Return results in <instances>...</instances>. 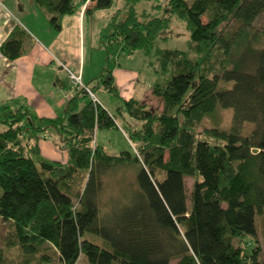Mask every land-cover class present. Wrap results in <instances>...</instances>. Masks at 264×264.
<instances>
[{
  "label": "trees",
  "instance_id": "1",
  "mask_svg": "<svg viewBox=\"0 0 264 264\" xmlns=\"http://www.w3.org/2000/svg\"><path fill=\"white\" fill-rule=\"evenodd\" d=\"M36 1L57 31L66 14L86 5L92 15L114 3ZM139 1L124 0L101 43H121L130 53L155 49L162 110L123 98L111 112L84 90L56 117L0 102V224L8 228L0 264H79L83 256L89 264H264V26H255L264 0H153L164 13L148 12L146 20ZM175 18L190 30L188 49L159 46ZM19 35L14 30L1 46L8 58L23 54ZM87 84L121 97L109 64ZM217 105L233 109L231 127L199 130ZM122 119L134 149L110 153L97 143V129H117ZM246 123L253 127L245 133ZM51 128L68 147L66 162L41 154ZM129 168L133 179L122 186L133 196L104 206L103 177ZM187 176L194 178L190 191ZM78 178H85L82 190L75 189ZM9 247L18 249L17 259H9Z\"/></svg>",
  "mask_w": 264,
  "mask_h": 264
},
{
  "label": "rangeland",
  "instance_id": "2",
  "mask_svg": "<svg viewBox=\"0 0 264 264\" xmlns=\"http://www.w3.org/2000/svg\"><path fill=\"white\" fill-rule=\"evenodd\" d=\"M164 3V0H161ZM14 3L19 2L21 7H30L27 8L22 13L19 12V17L22 22L30 29L32 33L37 35L46 41L47 37H51L52 34L46 32V28L51 25L50 18L47 17L44 19L46 13L40 8L36 0H14ZM11 6V1H7ZM124 0H114L113 5L108 9H98L94 11L92 15L88 13L85 15V38H84V62L85 73L84 81L89 83L97 75L100 74L102 69L109 64L113 69L117 80L118 86L121 93V97L116 96L112 92H109L104 89H97L96 94L98 95L103 106L107 107L111 112H117L118 106L123 103V97H136L139 100L146 102L155 110L163 109V102L160 97L154 93V85L159 78V60L155 53V49H152L149 52L144 50H136L134 53H130L128 49H124L121 43H114L110 46L109 49L101 43V30L104 26L111 20L113 15L117 12L120 6H123ZM156 3L153 0H140L136 4V9L139 13L141 19H144V16L149 12L150 17L155 15H163V9L153 7ZM13 7V6H11ZM15 8H18V5H14ZM34 10V11H33ZM30 11V12H29ZM33 11V12H32ZM68 14L73 15L80 13ZM123 16V13L120 14V17ZM18 17V16H17ZM147 18V19H148ZM45 20V21H44ZM146 20V19H144ZM63 21V19H62ZM37 22V23H36ZM43 22H46V26L43 31L40 30ZM50 25H48V23ZM37 24V26L35 25ZM52 26V25H51ZM50 26V27H51ZM255 26L261 30L264 26V13H262L255 22ZM54 35H58L61 32L51 27ZM67 32V31H66ZM166 36L168 38L162 39L159 43L160 47H171V48H189L190 40V30L188 29L186 22L175 18L172 23V28L166 31ZM72 37V33L70 32ZM76 42V37L71 38ZM67 50V49H66ZM192 55H195L192 53ZM109 57V59H108ZM62 63V62H61ZM69 67H73L68 61L63 62ZM62 65V64H61ZM56 68V67H54ZM74 68V67H73ZM77 71V68H74ZM55 70V69H54ZM64 79H69L68 73L64 67L61 69ZM53 72V71H52ZM81 72V71H80ZM92 84V82H91ZM232 86V82H229L228 86ZM92 98V97H91ZM90 96L82 97L79 100V105L82 106L84 103L90 101ZM94 101V100H93ZM16 104H19V101H13ZM63 112V109L61 113ZM60 113V114H61ZM121 122L124 119L120 120ZM135 123V121H133ZM233 122V109L232 108H223L219 105L215 108L212 113L203 115L199 123V130H204L206 126L218 125L222 128L229 129ZM124 124V122H122ZM128 125V123H125ZM137 124V122H136ZM139 125V123H138ZM129 126V125H128ZM130 127V126H129ZM139 127V126H137ZM252 123H246L243 127V131L249 132L252 129ZM50 130V129H49ZM54 128H51L50 131L44 133V137L48 136L47 133H50L48 137L50 140L55 142L57 146V151L60 154L61 159L65 160L68 153V147L62 142L60 135L55 137ZM96 141L99 144L105 145L110 153H121L123 150H133L134 146L132 141L129 139L127 133L122 129H109V128H99L96 132ZM137 146V144H135ZM130 169V168H129ZM115 174H110L104 176V188L101 191V203L104 206L109 205L112 201L114 205H117L119 200H124L125 197H132L134 191H130L128 186H122L125 182L132 178L131 169L124 170L118 169ZM113 173V172H112ZM84 179L78 178L76 183V190H82L84 188ZM188 190L190 191L194 183V178L192 176H187L185 178ZM2 190L0 189V195ZM78 200L77 198H75ZM108 203V204H107ZM189 203H190V193H189ZM106 209V208H105ZM259 233L261 239L264 241V220L259 218L258 220ZM8 232L6 224H0V244L2 243V237L4 232ZM93 240L102 243L103 240L99 236L89 235ZM52 250V249H51ZM54 250V249H53ZM7 256L9 259H17L20 256V253L16 247L6 248ZM51 254H54V251H50ZM79 264H89L86 258L83 256L80 259Z\"/></svg>",
  "mask_w": 264,
  "mask_h": 264
},
{
  "label": "crops",
  "instance_id": "3",
  "mask_svg": "<svg viewBox=\"0 0 264 264\" xmlns=\"http://www.w3.org/2000/svg\"><path fill=\"white\" fill-rule=\"evenodd\" d=\"M7 1H11L10 4L13 7ZM12 1L14 0H0V102L7 100L19 101V104L28 106L39 116L56 117L61 113L62 109L64 110L68 100L75 91L74 88L68 89L63 85L69 82V79L62 77L61 69L63 66L61 61L71 63L74 68L81 71L83 76L85 73V65L83 63H85L84 26L85 15L87 14L86 5L83 6L80 13L63 16V27L58 35H54L52 26L47 22L51 27L48 26L46 32L53 34L50 38L47 37L48 39L45 41L32 33L19 17V12L22 13L30 7H21L19 2L14 3ZM15 4L18 5V8L14 7ZM44 17V19L50 18L47 13ZM35 25L37 26V24ZM45 26L46 22H43L40 30L43 31ZM16 29L20 31L19 36L24 41V51L21 56L11 59L2 53L1 46ZM71 38H74L76 42ZM115 79L117 85H119L116 75ZM120 96H122L121 93ZM120 122L117 130H123V121ZM47 134L48 136L40 141L41 154L51 160L66 162L69 159V154L65 156L68 159H61L55 142L48 138L50 133ZM54 135L55 137L59 136L56 130ZM105 148L107 149L106 146Z\"/></svg>",
  "mask_w": 264,
  "mask_h": 264
},
{
  "label": "built area",
  "instance_id": "4",
  "mask_svg": "<svg viewBox=\"0 0 264 264\" xmlns=\"http://www.w3.org/2000/svg\"><path fill=\"white\" fill-rule=\"evenodd\" d=\"M61 64L64 67V69H66L68 73L69 81L71 85L73 86L74 90H84V92H87L95 102L99 103L100 102L99 98L97 97L95 92L92 90V88L84 81L82 73L80 71H77L73 67L67 66L63 62Z\"/></svg>",
  "mask_w": 264,
  "mask_h": 264
}]
</instances>
